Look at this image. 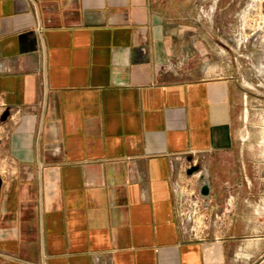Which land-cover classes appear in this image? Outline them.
I'll return each instance as SVG.
<instances>
[{
  "label": "crops",
  "instance_id": "0c3cea01",
  "mask_svg": "<svg viewBox=\"0 0 264 264\" xmlns=\"http://www.w3.org/2000/svg\"><path fill=\"white\" fill-rule=\"evenodd\" d=\"M180 9L0 0V264H247L264 191L230 185L244 88L194 71ZM203 175L197 236L178 197Z\"/></svg>",
  "mask_w": 264,
  "mask_h": 264
},
{
  "label": "rangeland",
  "instance_id": "374dc122",
  "mask_svg": "<svg viewBox=\"0 0 264 264\" xmlns=\"http://www.w3.org/2000/svg\"><path fill=\"white\" fill-rule=\"evenodd\" d=\"M180 10L192 26L184 37L194 71L237 79L244 88L235 138L240 173L230 185L264 191V0H181ZM183 185L178 197L182 226L204 235L208 229L204 211L189 197L191 183ZM255 211L261 212L263 224L241 227L248 237L234 243L233 249L247 264H264V205ZM214 229L221 231V225Z\"/></svg>",
  "mask_w": 264,
  "mask_h": 264
},
{
  "label": "water",
  "instance_id": "95a60500",
  "mask_svg": "<svg viewBox=\"0 0 264 264\" xmlns=\"http://www.w3.org/2000/svg\"><path fill=\"white\" fill-rule=\"evenodd\" d=\"M199 171V165H195V166H191L186 170V174L188 176L194 175ZM200 180L203 181L202 186L200 187V195L202 197H204L205 199L208 197L209 195V187H208V183L205 180L204 175L200 177ZM0 188H1V178H0ZM1 193V192H0Z\"/></svg>",
  "mask_w": 264,
  "mask_h": 264
},
{
  "label": "built area",
  "instance_id": "2783aa9c",
  "mask_svg": "<svg viewBox=\"0 0 264 264\" xmlns=\"http://www.w3.org/2000/svg\"><path fill=\"white\" fill-rule=\"evenodd\" d=\"M195 165H196V163H193V164L188 165L186 168L188 169L189 167L195 166ZM190 198L191 199H195L197 202L199 201L200 204H201V202H200L201 200H203V201L205 200V198L200 195L199 191L197 193V196H195V197L194 196H190ZM199 199H201V200H199ZM203 220L206 221V222L208 221V217L205 216V214H204Z\"/></svg>",
  "mask_w": 264,
  "mask_h": 264
}]
</instances>
